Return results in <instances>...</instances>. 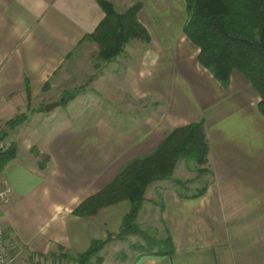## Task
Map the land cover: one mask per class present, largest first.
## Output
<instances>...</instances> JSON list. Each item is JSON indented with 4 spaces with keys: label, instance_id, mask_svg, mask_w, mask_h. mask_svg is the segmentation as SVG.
Returning a JSON list of instances; mask_svg holds the SVG:
<instances>
[{
    "label": "crops",
    "instance_id": "0c3cea01",
    "mask_svg": "<svg viewBox=\"0 0 264 264\" xmlns=\"http://www.w3.org/2000/svg\"><path fill=\"white\" fill-rule=\"evenodd\" d=\"M107 1L118 13L140 6L137 18L150 37L146 53L140 69L137 65L120 77L124 84L149 85V93L165 102L166 114L121 127L86 108L40 132L31 121L13 129L9 142L15 158L0 172V192L8 191L7 202L0 199V226L27 255L86 252L93 242L120 232L131 204L121 201L89 216L74 211L132 163L152 156L174 129L203 122L209 171L194 179L173 174L149 185L137 220L155 213L163 236L173 240L174 255L139 252L133 264H264L259 93L238 72L225 87L200 65L199 49L184 34L185 0ZM105 16L97 0H0V125L97 75L101 48L91 36ZM129 44L139 48V39ZM83 56L87 72L82 76ZM127 87L120 86L138 99V86ZM173 180L186 187L179 189ZM203 187L204 195L190 197ZM129 238L113 240L105 250Z\"/></svg>",
    "mask_w": 264,
    "mask_h": 264
},
{
    "label": "trees",
    "instance_id": "16d2710c",
    "mask_svg": "<svg viewBox=\"0 0 264 264\" xmlns=\"http://www.w3.org/2000/svg\"><path fill=\"white\" fill-rule=\"evenodd\" d=\"M189 19L184 34L199 49L198 61L223 86L230 83L233 73L243 75L255 87L260 96L259 111L264 115V0H185ZM106 16L91 38L100 45L99 57L111 62L125 52L133 39L149 40L145 27L138 21L140 6L125 13H118L107 0H97ZM74 99L67 95L65 104ZM23 114L9 122L12 129L25 123ZM203 122L174 129L167 135L157 151L150 157L132 163L103 191L89 198L74 214L95 215L101 208L129 201L130 211L123 220L117 235L109 234L104 241L93 242L84 253L63 254L74 264H102L98 254L113 240L125 241L131 236L139 237L143 244L135 243L130 250L143 255L173 256L174 243L171 236L156 240L143 230L137 220L145 202L149 185L156 181L173 178L180 161L195 162L203 166L208 163L209 145ZM15 158V148L0 153V172ZM205 170V171H204ZM207 169H199L198 172ZM179 189L186 184L173 180ZM201 188L191 198L205 194ZM126 260L128 256L124 254Z\"/></svg>",
    "mask_w": 264,
    "mask_h": 264
},
{
    "label": "rangeland",
    "instance_id": "374dc122",
    "mask_svg": "<svg viewBox=\"0 0 264 264\" xmlns=\"http://www.w3.org/2000/svg\"><path fill=\"white\" fill-rule=\"evenodd\" d=\"M134 40L135 39L131 40V43ZM127 45H129L128 50L125 49V52L122 55L111 62L98 57L99 59H97L96 62L97 68L94 71L97 75L91 77L86 83L77 85L79 87L75 90L68 91L52 101L51 103L64 99V102H62L53 112H45V100L43 101V104L41 103L34 107H30L29 111L26 113L27 120L25 122L31 121L33 130L37 129V132H40L42 129L52 125L56 119L58 120L60 118L61 120V117L64 116L71 118V116H74L77 112L86 108H89L91 111L95 109L105 120H110L112 123L121 127H128L135 123L136 120L140 121L147 116L162 115L163 117L166 114L164 106L165 102L160 98H156L153 93H149V85L141 82H139V84H124L121 80V75L124 76L129 71L131 73L133 69L137 68V65L140 69L142 59L146 53L145 40L143 39H139V48H135V44H131V46L130 44ZM97 54L98 56L100 55V53ZM152 54L153 53L149 52L148 57H151ZM83 58L85 59L86 56H83L80 60V67L78 69L82 76L83 72H87V67H82V64L87 63ZM145 71L149 72L150 68H146ZM104 72H106L105 77L102 76L104 75ZM121 85L124 89L126 86L129 88L131 86L132 89H135L138 86L139 98L136 99L130 95L128 91L121 89ZM67 95H74V99L65 104ZM12 130V126L7 123H2V125H0V133L4 134L5 137L6 151L13 148L9 142V135L13 134ZM34 150H36V152L39 151L37 147ZM39 160V165L41 166L47 162L45 156L41 157ZM208 167V163L200 166L195 162L182 160L179 162L177 169L174 172V177L181 180L186 175L193 177L192 179H194L197 174L199 177H203L205 170L202 172H198V170L207 169V172L209 171ZM0 199L2 200V198ZM151 207V205H148L149 209ZM146 217L144 216L142 221L138 222L141 228L147 231L156 240L162 238L163 233L161 227L163 230L165 229L162 223L161 225L157 223L159 220L157 221L156 214L154 213V216L152 217L150 213H147ZM135 243L143 244L144 242L141 238L132 236L126 243L114 244L106 248V250L104 248L98 256L102 258V264H133L134 255L139 254L130 250L131 245ZM11 245L12 249L9 250V264H74L71 259L65 258L64 255H48L45 257H39L35 254L27 255L20 245L13 243H11ZM124 254L128 256L126 260L123 258ZM71 257L74 256L72 255ZM130 258L133 260L129 261ZM92 262L97 264L95 258Z\"/></svg>",
    "mask_w": 264,
    "mask_h": 264
},
{
    "label": "built area",
    "instance_id": "2783aa9c",
    "mask_svg": "<svg viewBox=\"0 0 264 264\" xmlns=\"http://www.w3.org/2000/svg\"><path fill=\"white\" fill-rule=\"evenodd\" d=\"M6 143H5V137L4 134L0 133V153H3L6 151ZM8 191H1L0 192V198L3 200H6ZM12 249L11 241L9 239V236L7 234V231L0 226V264H9L10 262V252L9 250Z\"/></svg>",
    "mask_w": 264,
    "mask_h": 264
},
{
    "label": "water",
    "instance_id": "95a60500",
    "mask_svg": "<svg viewBox=\"0 0 264 264\" xmlns=\"http://www.w3.org/2000/svg\"><path fill=\"white\" fill-rule=\"evenodd\" d=\"M64 102V99H62L61 101H57V102H53V103H49L45 106V111L46 112H52L54 109H56L57 107H59L61 105V103Z\"/></svg>",
    "mask_w": 264,
    "mask_h": 264
}]
</instances>
